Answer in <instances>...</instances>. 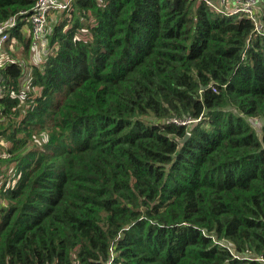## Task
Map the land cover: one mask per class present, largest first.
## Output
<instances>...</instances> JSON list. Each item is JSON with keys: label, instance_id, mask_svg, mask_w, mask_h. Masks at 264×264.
Listing matches in <instances>:
<instances>
[{"label": "trees", "instance_id": "trees-1", "mask_svg": "<svg viewBox=\"0 0 264 264\" xmlns=\"http://www.w3.org/2000/svg\"><path fill=\"white\" fill-rule=\"evenodd\" d=\"M33 4L0 0V264H264V0H73L29 65Z\"/></svg>", "mask_w": 264, "mask_h": 264}, {"label": "built area", "instance_id": "built-area-1", "mask_svg": "<svg viewBox=\"0 0 264 264\" xmlns=\"http://www.w3.org/2000/svg\"><path fill=\"white\" fill-rule=\"evenodd\" d=\"M34 4L29 15V32L31 34V47L34 51L40 50L47 53L46 34L49 25V16L51 12L66 10L73 0H33ZM206 4L216 11L225 15H245L254 24L255 32L261 31L259 21L260 0H204ZM20 15L24 12H19ZM17 25V18L11 17L6 22L0 24V59L3 56L4 49L10 37V31ZM33 62L28 61L31 65ZM28 79V78H27ZM1 80V77H0ZM27 81V80H26ZM4 86L0 82V98L4 92ZM188 121V120H187ZM177 122V121H176ZM186 121H180L185 124Z\"/></svg>", "mask_w": 264, "mask_h": 264}, {"label": "rangeland", "instance_id": "rangeland-1", "mask_svg": "<svg viewBox=\"0 0 264 264\" xmlns=\"http://www.w3.org/2000/svg\"><path fill=\"white\" fill-rule=\"evenodd\" d=\"M23 33L24 34H28L27 33V28L25 27V29H23ZM20 47H19V45H15V44H13V45H11V47L9 48V51L11 52V55L12 54H14L16 57L18 56V54H17V52H18V49H19ZM8 51V52H9ZM48 51V50H47ZM9 52V53H10ZM9 53H7V51H6V49H4V52H3V58L5 57V56H7V54H8V56H9ZM46 55H48V53H46V52H44V51H40V50H37V51H34V53H33V57L31 58L32 59V61L31 62H33V63H35L36 62V60L34 59V56H37L39 59L41 58H44ZM5 57L7 60L9 59V60H11L10 59V56L9 57ZM1 61V60H0ZM3 62H0V65L2 64ZM186 122H184L185 124H188L189 123V120L187 121V120H185Z\"/></svg>", "mask_w": 264, "mask_h": 264}, {"label": "water", "instance_id": "water-1", "mask_svg": "<svg viewBox=\"0 0 264 264\" xmlns=\"http://www.w3.org/2000/svg\"><path fill=\"white\" fill-rule=\"evenodd\" d=\"M186 136H188V134Z\"/></svg>", "mask_w": 264, "mask_h": 264}]
</instances>
